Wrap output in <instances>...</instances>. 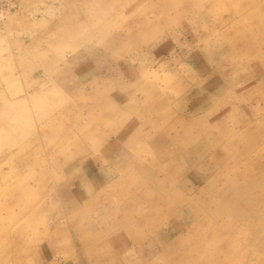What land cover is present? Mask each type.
Wrapping results in <instances>:
<instances>
[{"label":"clouds","instance_id":"1","mask_svg":"<svg viewBox=\"0 0 264 264\" xmlns=\"http://www.w3.org/2000/svg\"><path fill=\"white\" fill-rule=\"evenodd\" d=\"M0 264H264V0H0Z\"/></svg>","mask_w":264,"mask_h":264}]
</instances>
